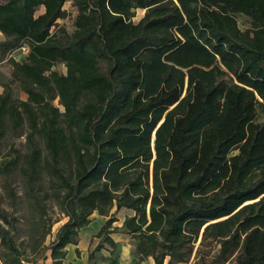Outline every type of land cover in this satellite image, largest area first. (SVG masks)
Here are the masks:
<instances>
[{
  "label": "trees",
  "instance_id": "trees-1",
  "mask_svg": "<svg viewBox=\"0 0 264 264\" xmlns=\"http://www.w3.org/2000/svg\"><path fill=\"white\" fill-rule=\"evenodd\" d=\"M0 33V138L24 116L44 137L67 217L29 259L0 207L3 264L48 252L43 264H64L95 212L107 220L89 262L109 247L116 264L119 232L139 263L189 264L200 241L202 264H264V0H0ZM23 45L21 63L8 58ZM41 158L34 149L31 182ZM206 243L219 248L210 261Z\"/></svg>",
  "mask_w": 264,
  "mask_h": 264
},
{
  "label": "rangeland",
  "instance_id": "rangeland-1",
  "mask_svg": "<svg viewBox=\"0 0 264 264\" xmlns=\"http://www.w3.org/2000/svg\"><path fill=\"white\" fill-rule=\"evenodd\" d=\"M144 10L137 11L136 21H139L145 14ZM75 16H70L66 22L60 21L61 24L67 25L72 30ZM245 18H239L240 26L245 28ZM63 72L66 71L64 64L57 67ZM10 62H4L1 65L2 72L8 77L11 72ZM14 99L24 101L28 98L25 92H21L19 87L14 88ZM3 88L0 87V95ZM53 104L64 112V107L60 105V99L57 98ZM258 120L264 119V111L259 108ZM24 122L17 126L11 118L6 119V125L2 137L0 138V207L10 218H18L17 229L13 231L19 248L24 252L25 257L36 259L41 254L44 247L49 246L55 239L58 229L65 224L67 217L60 208L58 193L62 192L57 179L51 175L46 161L50 162L49 150L46 147V141L42 135L30 136L32 131L30 122L24 116ZM41 150L42 158L40 161L39 174L35 181L29 180L30 165L29 160L33 150ZM13 156L14 164L10 170L6 169L9 157ZM116 210V209H115ZM115 210L113 212H115ZM133 212L122 210L116 214V223L113 227H121L124 220L130 217ZM92 223L80 230L79 243L69 245L66 248L68 252L64 264H110L114 259V253L107 247L102 252L95 254L94 259L89 262V254L94 251L95 247L101 242L100 238L94 237L101 227L106 223L107 217L100 216L95 212L92 216ZM1 222V220H0ZM114 240L120 245V257L116 264H148V261L154 259L149 257L146 261L139 263V257L135 254V248L138 241L132 236L116 233L112 235ZM194 251L189 264H202L197 256V247ZM1 243V239H0ZM201 257L210 261L219 251L216 243H206L202 247ZM116 254V253H115ZM43 262L51 263V253L48 252ZM169 259L165 264H168ZM0 264H3L0 258ZM24 264H28L24 262Z\"/></svg>",
  "mask_w": 264,
  "mask_h": 264
},
{
  "label": "built area",
  "instance_id": "built-area-1",
  "mask_svg": "<svg viewBox=\"0 0 264 264\" xmlns=\"http://www.w3.org/2000/svg\"><path fill=\"white\" fill-rule=\"evenodd\" d=\"M30 52V47L23 45L22 48L18 51L11 53L8 58L14 60L15 62L21 63L23 58L27 56Z\"/></svg>",
  "mask_w": 264,
  "mask_h": 264
},
{
  "label": "crops",
  "instance_id": "crops-1",
  "mask_svg": "<svg viewBox=\"0 0 264 264\" xmlns=\"http://www.w3.org/2000/svg\"><path fill=\"white\" fill-rule=\"evenodd\" d=\"M44 10L42 9L41 10V12H43ZM3 38V35H2V33H0V39H2ZM148 264H152V261L150 260V261H148Z\"/></svg>",
  "mask_w": 264,
  "mask_h": 264
}]
</instances>
